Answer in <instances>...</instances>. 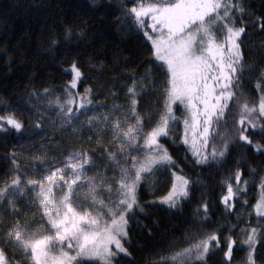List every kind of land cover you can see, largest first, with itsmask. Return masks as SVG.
<instances>
[{
    "label": "snow or ice",
    "instance_id": "6c2138e0",
    "mask_svg": "<svg viewBox=\"0 0 264 264\" xmlns=\"http://www.w3.org/2000/svg\"><path fill=\"white\" fill-rule=\"evenodd\" d=\"M103 8L89 0L80 25H64V38L85 39L90 13ZM121 17L146 38L150 63L159 62L162 108L151 111L155 82L140 74L112 81L111 106L99 104L102 85H84L76 59L64 69L71 79L61 95L49 88L29 93L31 138L47 126L54 131L36 151L18 154L13 145L3 154L0 264H136L130 245L132 225L146 212L142 184L170 174V187L151 204L182 212L202 183L184 174L185 162L215 170L216 187L199 189L186 221L191 228L148 264H264V165L253 167L264 161V0L259 13L251 0H125ZM60 43L51 30L49 48ZM249 77L252 95L244 87ZM18 107L0 111L4 145L26 128ZM56 129L79 146L64 147ZM180 150L182 158L174 154ZM249 177L260 192L254 204Z\"/></svg>",
    "mask_w": 264,
    "mask_h": 264
},
{
    "label": "trees",
    "instance_id": "16d2710c",
    "mask_svg": "<svg viewBox=\"0 0 264 264\" xmlns=\"http://www.w3.org/2000/svg\"><path fill=\"white\" fill-rule=\"evenodd\" d=\"M251 2L259 13L261 0ZM123 3L125 0H98V4H103L104 8L90 13V26L84 29L86 38L65 39L64 25L74 28L79 26L80 15L88 11L89 0H0V111L21 105L15 109L16 115L24 119L26 124L22 135L10 136L8 145L0 143V169L4 167L3 154L9 147L15 145L18 154L26 155L36 151L41 142L54 131L51 126H47L43 134L31 138L33 129L30 125L34 121L30 118L31 106L25 101L29 93L41 92L43 88L61 95V87L71 79L64 69L73 59L78 61L86 74L82 81L84 85H102L96 97L99 104L111 106L112 98L106 94L112 87V81L130 74H140L152 77L155 82V88L147 101L151 111L155 113L162 108L166 78L162 70H157L159 62L150 63L154 58L149 54L146 38L127 30L126 25L117 19L121 17ZM51 30H55L61 39L60 45L55 48H49L48 44ZM259 39L256 37L254 42L258 43ZM254 83L252 78L247 79L244 86L247 94L252 95ZM118 103H123L122 97ZM55 135L61 139L64 147L79 146V141L71 135L60 136L59 129L55 130ZM174 154L182 158L184 151ZM262 165L264 161L256 159L253 167L259 170ZM183 172L194 181L202 183L195 185L197 200L185 205L182 212L168 211L162 205L151 204L169 188L170 174L165 175L167 178L161 177L154 189L143 182L140 196L146 212L138 214L131 232L130 250L136 264H148L156 258L154 252L165 248L170 240L180 239L182 233L191 228L186 221L192 219V210L200 197L199 189L204 185L209 186V191L216 187L210 181V177L216 176L215 170L204 171L185 162ZM253 179L249 177L247 199L250 204H254L260 195L258 187H254ZM213 200V211L217 212L213 219L217 220L220 219L219 205L215 197ZM145 228L150 229L151 234ZM121 264H128V259L122 260ZM212 264H216V260Z\"/></svg>",
    "mask_w": 264,
    "mask_h": 264
},
{
    "label": "rangeland",
    "instance_id": "374dc122",
    "mask_svg": "<svg viewBox=\"0 0 264 264\" xmlns=\"http://www.w3.org/2000/svg\"><path fill=\"white\" fill-rule=\"evenodd\" d=\"M53 119L55 118V116L53 115L52 117ZM51 128V127H50ZM166 174L168 173H165V172H160V173H157L154 177H152V179L149 181V180H145L144 182L148 183V185L154 189L157 185H158V182L160 181L161 177L163 178V176H165ZM167 178V176H165ZM170 185H171V181H172V177H170ZM250 184V183H249ZM170 187V186H169ZM166 193V192H165ZM244 214V213H243ZM100 264H103V261L100 262Z\"/></svg>",
    "mask_w": 264,
    "mask_h": 264
}]
</instances>
